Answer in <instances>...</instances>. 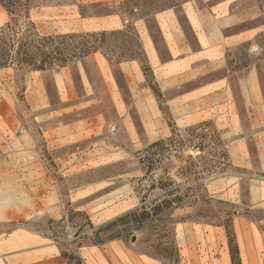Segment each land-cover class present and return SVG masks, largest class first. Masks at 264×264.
Returning a JSON list of instances; mask_svg holds the SVG:
<instances>
[{"label": "rangeland", "instance_id": "obj_1", "mask_svg": "<svg viewBox=\"0 0 264 264\" xmlns=\"http://www.w3.org/2000/svg\"><path fill=\"white\" fill-rule=\"evenodd\" d=\"M224 1L28 0L42 35L128 32L64 67L0 69V235L67 264H179L182 232L264 229V0Z\"/></svg>", "mask_w": 264, "mask_h": 264}, {"label": "crops", "instance_id": "obj_2", "mask_svg": "<svg viewBox=\"0 0 264 264\" xmlns=\"http://www.w3.org/2000/svg\"><path fill=\"white\" fill-rule=\"evenodd\" d=\"M232 1L227 0L222 3L226 6ZM216 6L218 7V5ZM186 9H188L187 14L193 26L195 24L200 26L214 21L212 13L215 8L211 5L202 8V10H195L194 7L187 4ZM158 14L159 24L163 28H167L166 30L171 31L173 25L170 22L172 21L171 13L164 10ZM205 15L211 17L205 18L201 22L202 16ZM224 17L220 24H232V21L240 20L237 15L232 14ZM176 36L175 33L170 39L173 40ZM243 226L246 227L242 228V224L239 227L236 223L233 224L240 264H264V229L252 223L243 224ZM30 237L32 236L24 231L13 229H9L6 234L0 235V264H67L63 252H58L57 255L53 250L50 251L48 247L32 251L33 247L27 245V238ZM176 246L179 264H232L227 233L221 229L211 227L201 232H182L180 238L176 235ZM60 256L64 261L61 260ZM76 264H82V260L79 258V263ZM122 264H161V262L159 259L144 256L130 259L126 255Z\"/></svg>", "mask_w": 264, "mask_h": 264}, {"label": "trees", "instance_id": "obj_3", "mask_svg": "<svg viewBox=\"0 0 264 264\" xmlns=\"http://www.w3.org/2000/svg\"><path fill=\"white\" fill-rule=\"evenodd\" d=\"M0 4L10 16L9 21L0 27V69L11 67L23 73L64 67L82 60L96 51L105 54L103 47L107 44L109 36L128 32V28H126L115 31L42 35L29 19L28 0H0ZM106 58L109 62L121 61L119 57L116 59ZM151 89L155 93V88L151 87ZM155 94L160 99V94ZM160 143V141H156L153 144ZM103 229L100 228L99 231ZM226 233L232 264H240L231 227H226Z\"/></svg>", "mask_w": 264, "mask_h": 264}]
</instances>
